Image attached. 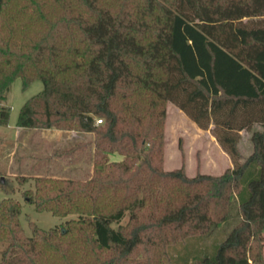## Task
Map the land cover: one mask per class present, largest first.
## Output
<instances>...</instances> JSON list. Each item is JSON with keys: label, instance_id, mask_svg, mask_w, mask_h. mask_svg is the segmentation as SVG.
<instances>
[{"label": "trees", "instance_id": "16d2710c", "mask_svg": "<svg viewBox=\"0 0 264 264\" xmlns=\"http://www.w3.org/2000/svg\"><path fill=\"white\" fill-rule=\"evenodd\" d=\"M121 5L0 0V101L15 79L23 89L40 80L17 127L92 133L95 147L90 179L39 178L29 195L38 211L77 214L64 229L28 223V236L18 201L0 200V264H264V0ZM167 101L209 129L233 166L164 170ZM8 118L0 105V125ZM241 131L251 132L244 159ZM219 225L213 252L193 255L190 241ZM178 244L192 260L173 262Z\"/></svg>", "mask_w": 264, "mask_h": 264}, {"label": "rangeland", "instance_id": "374dc122", "mask_svg": "<svg viewBox=\"0 0 264 264\" xmlns=\"http://www.w3.org/2000/svg\"><path fill=\"white\" fill-rule=\"evenodd\" d=\"M116 9L121 10V4L134 9L143 0H101ZM119 7V8H118ZM43 84L40 80L33 81L26 89L22 88L20 78L15 79L0 105L9 110L6 125H0V200L11 197L21 206L20 221L25 234L30 236L28 223L38 228L62 230L65 222L77 218V214L56 216L50 211H38L30 203L29 195L35 191V180L51 178L52 180L85 181L90 179L94 170L95 147L92 133L79 132L60 128H30L18 129L17 118L24 102L40 92ZM101 117H95L97 120ZM258 126H255L257 129ZM250 131H241L238 148L242 159L251 152ZM221 148V147H220ZM209 129L199 128L176 105L167 101L163 119V169L167 171L184 168L187 176L193 177L198 173L221 175L231 165L227 153L222 151ZM110 162L120 161L122 156L117 153L108 154ZM128 213L113 227L125 225ZM221 225L212 230L209 236L200 240L190 241L188 248L193 255H203L213 252L214 244L222 238ZM6 243L0 242L1 253ZM188 249V250H189ZM186 250V251H188ZM185 244H178L170 249L173 262L179 256H189ZM94 255H90V259ZM176 258V259H175ZM92 261H95L94 258Z\"/></svg>", "mask_w": 264, "mask_h": 264}, {"label": "crops", "instance_id": "0c3cea01", "mask_svg": "<svg viewBox=\"0 0 264 264\" xmlns=\"http://www.w3.org/2000/svg\"><path fill=\"white\" fill-rule=\"evenodd\" d=\"M18 129H23V128H19L18 127ZM215 143H216V145L220 148V146H219V144H218V142L216 141V139H215ZM221 149V148H220ZM223 151V150H222ZM227 155V154H226ZM231 165H229V167H230ZM228 167V168H229ZM262 233L264 234V226H263V228H262Z\"/></svg>", "mask_w": 264, "mask_h": 264}, {"label": "built area", "instance_id": "2783aa9c", "mask_svg": "<svg viewBox=\"0 0 264 264\" xmlns=\"http://www.w3.org/2000/svg\"><path fill=\"white\" fill-rule=\"evenodd\" d=\"M97 123H101V119L97 120Z\"/></svg>", "mask_w": 264, "mask_h": 264}]
</instances>
